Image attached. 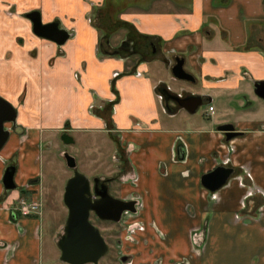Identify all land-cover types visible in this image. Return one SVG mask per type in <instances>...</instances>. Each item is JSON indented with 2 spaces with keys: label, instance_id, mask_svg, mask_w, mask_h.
Listing matches in <instances>:
<instances>
[{
  "label": "crops",
  "instance_id": "1",
  "mask_svg": "<svg viewBox=\"0 0 264 264\" xmlns=\"http://www.w3.org/2000/svg\"><path fill=\"white\" fill-rule=\"evenodd\" d=\"M105 2L0 0V94L18 111L17 126L6 125L15 131L0 152V264H43L45 212L23 216L17 206L43 202L41 148L50 142L48 133L67 127L117 132L128 153L132 169L124 182H134L136 194L122 198L138 202V212L129 213L135 219L129 239L141 238L134 241L140 251L123 243L131 264H214L229 256L231 264H264V100L255 93V83L264 82V0H190L189 9L176 13L124 14L117 21L103 15L101 30L115 31L123 22L126 33L149 36L160 49L152 64L100 56L94 11ZM35 11L45 24L59 22L72 34L65 45L34 33L28 14ZM178 56L196 79L191 83L205 84L199 91L173 87L163 77L176 79ZM162 83L206 97L210 107L226 94L244 98L241 119L231 123L215 109L210 123L189 118V125L181 124L183 112L195 115L200 108L168 112ZM227 124L241 135L229 141L220 130ZM10 165L17 168L15 189L4 184ZM221 166L234 173L212 192L203 177ZM61 229L52 233L54 245Z\"/></svg>",
  "mask_w": 264,
  "mask_h": 264
},
{
  "label": "rangeland",
  "instance_id": "2",
  "mask_svg": "<svg viewBox=\"0 0 264 264\" xmlns=\"http://www.w3.org/2000/svg\"><path fill=\"white\" fill-rule=\"evenodd\" d=\"M190 0H106L104 4L95 6L94 17L96 18V24L100 27V36H101V46H100V56H103L105 53V40L104 33H107L111 45L115 48L119 46L121 41L128 35L126 33V28L120 23V27H114L115 31L101 30L103 24V15L105 17L111 16L110 19L114 21L122 18L124 14H152L154 12H166L176 13L178 10L183 8L189 9ZM92 16V21L95 20ZM123 28H122V27ZM111 29V28H110ZM108 31H110L108 33ZM216 31L220 33V30L216 27ZM113 55V54H112ZM118 55V54H114ZM151 70L153 69L150 68ZM153 75V74H152ZM154 76V75H153ZM163 77L167 81L173 83V87L185 86L188 89L193 91L200 90L204 87V83L201 81L198 84L191 82H182L174 79L170 81V75L163 74ZM154 78H157L154 76ZM6 84V83H5ZM3 84V85H5ZM180 84V85H178ZM245 88V84L243 85ZM4 88V86H3ZM2 88V89H3ZM6 88V87H5ZM4 88V91L6 92ZM114 88V87H113ZM3 92V90H2ZM4 92V93H5ZM2 98L9 101L3 94H0ZM100 96L95 95L96 103L100 102L98 99ZM23 101L25 99H22ZM244 98L227 97V94L219 98H215L212 102V105L216 109V116L220 117L223 115V118L228 120L231 123H236L241 119L242 109L239 108L242 103H244ZM10 102V101H9ZM49 106H45V109H48ZM210 103L202 106L197 114L189 115L186 112H183L178 122L181 124L189 125V118L193 121H196V124L199 122L205 121L206 123L211 122V113L209 111ZM241 107V106H240ZM107 110V108H106ZM107 115L110 114L111 110L106 111ZM215 118V116H213ZM10 126V125H9ZM111 129L110 126H108ZM64 134H69L75 140L74 144L67 145L62 140ZM48 138L50 142L43 146V167L42 171L45 173L44 182H43V202L41 201L40 210L45 212V239H44V256L43 264H67L61 261V251L60 247L57 245L58 241L65 234V227L67 225L69 210L64 202L65 189L68 181L76 174L80 173L85 176H88L93 182L94 179L98 178L104 182H110V191L111 194L115 197H123L125 194L133 193L136 194V188L134 183L129 179L124 182V176L131 171V164L128 153L126 152L123 144L120 140L119 134L117 132H109L103 128L92 129V128H83L75 131H70V127H67L63 132H51L48 133ZM65 153H69L74 156L77 160L78 166L76 169H71L68 167L66 159L64 157ZM117 178V179H114ZM27 196V195H26ZM25 199V198H24ZM29 201V200H28ZM214 211L209 210L207 217H212ZM130 218L129 214H126L122 224H116L111 222H102L95 217H92V222L99 227L101 230L106 242L109 245L108 254L101 260L100 264H125L122 262V257L126 256L125 247L123 243L126 242L128 247L133 248V251H138L139 247H136L134 241L136 238L140 240V237L134 239L131 238L130 224L129 222L135 221V219ZM129 224V225H128ZM61 225V233L56 240V245H54L52 239V233ZM145 227V224L142 228ZM125 235L127 237H125ZM133 238V237H132ZM214 243L211 248H214ZM140 251V250H139ZM212 253V252H211ZM171 260V259H170ZM134 264H142L144 260L134 259ZM204 261V260H203ZM206 261V260H205ZM224 258L214 260V264H231L233 261L229 256L227 260ZM129 262V263H128ZM127 264L132 263V259H129ZM131 262V263H130ZM173 261H171L172 263ZM213 264V263H209Z\"/></svg>",
  "mask_w": 264,
  "mask_h": 264
},
{
  "label": "water",
  "instance_id": "3",
  "mask_svg": "<svg viewBox=\"0 0 264 264\" xmlns=\"http://www.w3.org/2000/svg\"><path fill=\"white\" fill-rule=\"evenodd\" d=\"M28 18L33 23L34 33L40 37L50 40L59 46L65 45L72 37V34L61 27L59 22L45 24L42 14L39 11L28 14ZM185 60L179 59L177 65L173 68V74L176 79L181 81L195 82L196 79L185 70ZM256 94L264 100V82L255 83ZM164 94V93H163ZM169 98L162 101L169 104ZM173 100L181 102V108L195 114L203 105L202 96H190L183 100L179 94H175ZM183 100V101H182ZM166 110L169 112L167 106ZM18 111L14 105L0 96V152L10 139L14 128L7 129L6 125L12 123L17 125ZM16 127V126H13ZM226 132L227 139L230 141L241 134L236 132L233 125H225L220 128ZM67 145L75 143V140L69 134L62 136ZM67 165L71 169L78 166L77 160L69 153L64 155ZM16 166H10L6 170L4 184L7 189H15ZM234 173L233 169L221 166L213 172L203 177L204 186L212 192H217L223 188ZM95 194L92 190V182L88 176L76 173L67 183L64 195V202L69 210L65 234L59 240L61 249V261L67 264H100L101 260L108 254L110 248L106 242L101 230L91 221L92 212H95L103 220L120 222L126 212H137L136 201L122 200L113 197L107 185L99 187V179H96ZM95 197H100L94 201Z\"/></svg>",
  "mask_w": 264,
  "mask_h": 264
},
{
  "label": "flooded vegetation",
  "instance_id": "4",
  "mask_svg": "<svg viewBox=\"0 0 264 264\" xmlns=\"http://www.w3.org/2000/svg\"><path fill=\"white\" fill-rule=\"evenodd\" d=\"M108 36H110V35H108L107 33H104V37L106 38V39H104L106 41L105 42V44H106L105 52H107L108 54H118L119 56H125L126 55V56H130L131 58H136V59L139 58V60L141 62H146L148 64L154 63L155 60H156L155 58L160 54V49H159V46L157 44H155L152 41H147L141 35L135 34L132 31H130L128 33V35L121 41L119 46H117L115 48L111 45V40H110V38ZM179 59H184V58H181L179 56L176 57L175 60H174V63L172 64L173 65L172 68H174V66L177 65ZM161 61L164 62V63H166V62L170 63V62H172V59H169L167 57H162ZM172 73H173V69H172ZM159 92H160V96L161 97L165 96V100L167 98L170 99L169 100V104L167 102H165V105L167 106L168 110L170 112H172V113H176V112H180V111L184 110V109L181 108V102L180 101H177V103H175V101L173 100L175 94L181 95L183 97V100H185L186 98L194 95V94H192L190 92H187V91H183L182 94L174 92V91L170 90L165 83L161 84V86L159 87ZM207 103H208V99L206 97H204L202 106L206 105ZM210 113H211V115L214 114L212 112H210ZM10 124H12V123H10ZM227 125H232V124H227ZM12 126H17V125H13L12 124ZM10 166H13V165H10ZM96 179H98V178H96ZM96 179H94L93 182L91 181L92 182L93 194H95V188H96V185H97L96 181H95ZM114 179H117V178H114ZM104 184L108 186L109 192L111 194L110 182H104V181L100 180L99 187H102V185H104ZM113 197H115V196H113ZM115 198L124 200L122 197L121 198L120 197H115ZM99 199H100V197H95L94 201L99 200ZM131 200H133V199H131ZM133 201H136V200H133ZM137 205H138V202L136 201V206ZM137 212H138V206H137ZM129 213H132V212L124 213L123 216H122V220L120 222H114V221H111V220H103V219L99 218L98 215L95 212H92L91 221H92V217H95L96 219H98V220H100L102 222H111V223H116V224H122L125 215L129 214ZM133 214H135V213H133ZM128 260H129V258H127V256L122 257V262H124L125 264H126V262H128Z\"/></svg>",
  "mask_w": 264,
  "mask_h": 264
},
{
  "label": "built area",
  "instance_id": "5",
  "mask_svg": "<svg viewBox=\"0 0 264 264\" xmlns=\"http://www.w3.org/2000/svg\"><path fill=\"white\" fill-rule=\"evenodd\" d=\"M215 108L214 107H210V112L214 113ZM41 205L37 202H29L26 200H23L22 202H20V204L17 206V211L22 213L24 216H31L34 214L39 213L41 210Z\"/></svg>",
  "mask_w": 264,
  "mask_h": 264
},
{
  "label": "trees",
  "instance_id": "6",
  "mask_svg": "<svg viewBox=\"0 0 264 264\" xmlns=\"http://www.w3.org/2000/svg\"><path fill=\"white\" fill-rule=\"evenodd\" d=\"M143 38L145 39H149V36H146V35H141Z\"/></svg>",
  "mask_w": 264,
  "mask_h": 264
}]
</instances>
